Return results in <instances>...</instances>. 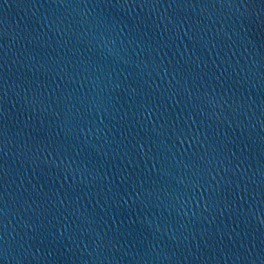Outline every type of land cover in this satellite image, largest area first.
Segmentation results:
<instances>
[{"label": "water", "instance_id": "95a60500", "mask_svg": "<svg viewBox=\"0 0 264 264\" xmlns=\"http://www.w3.org/2000/svg\"><path fill=\"white\" fill-rule=\"evenodd\" d=\"M0 264H264V0H0Z\"/></svg>", "mask_w": 264, "mask_h": 264}]
</instances>
